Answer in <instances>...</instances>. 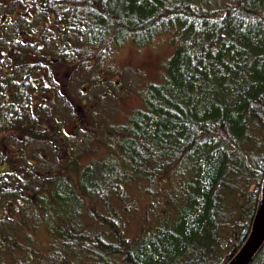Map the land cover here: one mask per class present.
<instances>
[{
	"label": "trees",
	"instance_id": "trees-1",
	"mask_svg": "<svg viewBox=\"0 0 264 264\" xmlns=\"http://www.w3.org/2000/svg\"><path fill=\"white\" fill-rule=\"evenodd\" d=\"M171 29L142 104L88 133L97 62ZM66 111L102 155L80 160ZM263 177L264 0H0V264H226Z\"/></svg>",
	"mask_w": 264,
	"mask_h": 264
},
{
	"label": "rangeland",
	"instance_id": "rangeland-1",
	"mask_svg": "<svg viewBox=\"0 0 264 264\" xmlns=\"http://www.w3.org/2000/svg\"><path fill=\"white\" fill-rule=\"evenodd\" d=\"M178 41V32L171 29L157 35L150 44L138 45L127 42L121 46H115L108 57L97 62L98 69L95 71L99 73V80L103 79L106 84L102 88L98 86L91 91L88 108L81 112L82 123L87 121L89 123L88 133L92 134L93 132L91 126L93 119H96L98 123H121L127 119L132 109L142 104L143 88L147 82L161 79L165 61L174 51ZM83 77L84 73L82 71L72 75V79H70L72 83L70 90L72 92L82 86L79 81ZM82 89L84 91L85 87L83 86ZM59 112L63 111L59 109ZM70 114V111H66L63 113V118L60 117V119L63 123V130L67 134L75 133V152L79 154L80 160L86 162L93 157L102 155L105 146L100 141L96 142L97 140L93 139L92 136L80 138L77 132L78 122ZM89 114L93 117L88 120ZM82 132L86 133L85 131ZM13 148L21 150L20 147L14 144ZM243 190L249 191V188L242 181L238 183L233 190V195L227 200L231 218L226 223L227 229L221 231L223 239L232 235L233 230L230 232L231 227H234L232 223L242 213L238 214L239 209L242 210V204H238V194L243 193ZM260 197L261 186L256 207Z\"/></svg>",
	"mask_w": 264,
	"mask_h": 264
},
{
	"label": "water",
	"instance_id": "water-1",
	"mask_svg": "<svg viewBox=\"0 0 264 264\" xmlns=\"http://www.w3.org/2000/svg\"><path fill=\"white\" fill-rule=\"evenodd\" d=\"M264 245V178L261 197L246 240L227 264H250Z\"/></svg>",
	"mask_w": 264,
	"mask_h": 264
},
{
	"label": "bare ground",
	"instance_id": "bare-ground-1",
	"mask_svg": "<svg viewBox=\"0 0 264 264\" xmlns=\"http://www.w3.org/2000/svg\"><path fill=\"white\" fill-rule=\"evenodd\" d=\"M256 209H257V207H256ZM255 214H256V210H255V212H254L253 217L255 216ZM232 257H233V256H232ZM232 257H231V258H232ZM230 260H231V259H230ZM230 260H229V261H230ZM229 261H228V262H229ZM228 262H227V263H228ZM227 263H226V264H227Z\"/></svg>",
	"mask_w": 264,
	"mask_h": 264
},
{
	"label": "flooded vegetation",
	"instance_id": "flooded-vegetation-1",
	"mask_svg": "<svg viewBox=\"0 0 264 264\" xmlns=\"http://www.w3.org/2000/svg\"><path fill=\"white\" fill-rule=\"evenodd\" d=\"M9 140H12V138H10Z\"/></svg>",
	"mask_w": 264,
	"mask_h": 264
}]
</instances>
